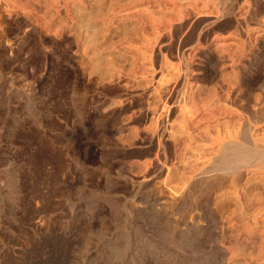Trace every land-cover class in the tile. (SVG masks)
Segmentation results:
<instances>
[{
	"label": "rangeland",
	"instance_id": "obj_1",
	"mask_svg": "<svg viewBox=\"0 0 264 264\" xmlns=\"http://www.w3.org/2000/svg\"><path fill=\"white\" fill-rule=\"evenodd\" d=\"M263 102L264 0H0V264H264Z\"/></svg>",
	"mask_w": 264,
	"mask_h": 264
},
{
	"label": "bare ground",
	"instance_id": "obj_2",
	"mask_svg": "<svg viewBox=\"0 0 264 264\" xmlns=\"http://www.w3.org/2000/svg\"><path fill=\"white\" fill-rule=\"evenodd\" d=\"M75 2H76V1H75ZM50 4H51V3H50ZM66 4H67V3H66ZM99 4H100V3H99ZM41 6H42V5H41ZM128 6H129V5H128ZM66 7H67V6H66ZM83 8H84V7H83ZM98 8H99V7H98ZM91 9H92V8H91ZM101 10H102V9H100V11H101ZM112 10H113V9H112ZM185 10H186V9H185ZM188 10H189V9H188ZM62 11H63V10H62ZM70 11H71V10H70ZM74 11H75V10H74ZM57 12H58V11H57ZM75 12H76V11H75ZM81 12H82V10H81ZM94 12H95V11H94ZM112 12H113V11H112ZM185 12H186V11H185ZM232 12H233V11H232ZM83 13H84V12H83ZM106 13H108V12H106ZM220 13H221V12H220ZM100 14H101V13H100ZM74 15H75V14H74ZM88 15H89V14H88ZM228 15H229V13H228ZM90 16H91V15H90ZM93 16H94V15H93ZM195 16H196V15H195ZM61 17H62V16H61ZM70 17H71V14H70ZM64 18H65V17H64ZM77 18H78V17H77ZM85 18H86V17H85ZM176 18H177V17H176ZM82 19H83V18H82ZM78 20H79V19H78ZM80 20H81V19H80ZM90 20H91V19H90ZM185 20H187V19H185ZM228 20H229V19H228ZM61 21H63V20H61ZM81 21H82V20H81ZM84 21H85V19H84ZM203 21H205V20L202 19V22H203ZM226 21H227V19H226ZM50 22H51V21H50ZM184 23H185V22H184ZM226 23H227V22H226ZM226 23L224 22V24H226ZM230 23H231V22H230ZM90 24H91V23H90ZM181 24H182V23H181ZM189 24H191V23H189ZM189 24H188V25H189ZM198 24H199V23H198ZM219 24H220V23H219ZM182 25H183V24H182ZM182 25H180V26H182ZM185 25H186V24H184V26H185ZM193 26H195V25H193ZM199 26H201V25H199ZM220 26H221V25H220ZM83 27H84V26H83ZM173 27H174V26H173ZM195 27H196V26H195ZM216 27H217V26H216ZM192 28H194V27H192ZM192 28H189V27H188V29H190V30H191ZM219 28H220V27H219ZM82 29H83V28H82ZM82 29H81V30H82ZM175 29H176V28H175ZM196 29H197V28H196ZM184 30H185V29H184ZM186 30H187V28H186ZM190 30H189V31H190ZM212 30H214V29H212ZM191 31H193V30H191ZM207 31H208V30H207ZM207 31H205V32H207ZM194 32H195V31H194ZM208 32H209V31H208ZM71 33H72V32H71ZM77 33H78V32H77ZM182 33H183V32H182ZM188 33H189V32H188ZM191 33H192V32H191ZM195 33H196V32H195ZM197 33H198V32H197ZM210 33H211V31H210ZM212 33H213V32H212ZM203 34H204V33H203ZM71 35H72V34H71ZM180 35H181V34H180ZM183 35H185V34H183ZM190 35H192V34H190ZM190 35L188 36V39H189ZM194 35H195V34H194ZM204 35H205V34H204ZM206 35H207V34H206ZM196 36H197V34H196ZM175 37H176V36H175ZM185 37H186V35H185ZM185 37H183V38H185ZM207 37H208V36H207ZM207 37H206V39H207ZM191 38H192V37H191ZM201 38H203V37H201ZM204 38H205V37H204ZM175 39H176V38H175ZM179 39H182V38H179ZM193 39H195V37L192 38V40H193ZM189 40H191V39H189ZM207 40H208V39H207ZM184 41L186 42V40H184ZM187 41H188V40H187ZM205 41H206V40H205ZM34 42H35V41H34ZM192 42H193V41H192ZM194 42H195V41H194ZM206 42H207V41H206ZM186 43L189 44V42H186ZM190 43H191V42H190ZM183 44H185V43H183ZM183 44H182V45H183ZM90 46H91V45H90ZM64 47H65V46H64ZM181 48H182V46H181ZM183 48H184V45H183ZM178 49H179V48H178ZM187 50H188V49H187ZM179 52H180V51H179ZM199 53H200V52H199ZM199 53H197V54H199ZM152 54H153V53H152ZM170 54H171V53H170ZM180 55H181V53H180ZM179 57H180V56H179ZM181 58H182V57H181ZM206 58H207V57H206ZM64 59H65V58H64ZM189 59H190V58H189ZM191 59H192V58H191ZM204 59H205V58H204ZM66 61H67V60H66ZM180 62L182 63V61H180ZM180 62H178V63L180 64ZM195 62H197V61L194 60V63H195ZM191 65H192V64H191ZM193 65H194V64H193ZM177 66H179V65H177ZM181 67H182V66H181ZM190 68H191V67H190ZM177 69H178V68H177ZM179 69H180V68H179ZM181 70H182V72L184 71L183 69H181ZM179 72H180V70H179ZM191 72H192V71H191ZM173 73H174V72H173ZM173 73H172V74H173ZM177 73H178V72H177ZM184 73H185V72H184ZM192 74H193V73H192ZM192 74H191V75H192ZM195 74H196V73H195ZM180 75H181V74H180ZM153 76H154V75H153ZM178 76H179V75H177V77H178ZM170 77H171V76H170ZM174 77H175V76H174ZM182 77H183V76H182ZM194 77H200V76H194ZM202 77H203V76H202ZM191 78H192V77H191ZM154 79H155V78H154ZM174 79H175V78H174ZM176 79H177V78H176ZM178 79H180V78L178 77ZM165 80H167V79H165ZM172 80H173V79H172ZM182 80H184V79H182ZM168 81H169V80H168ZM187 81H188V80H187ZM162 82H163V81H162ZM170 82H171V81H170ZM173 82H174V80H173ZM171 83H172V82H171ZM161 84H162V83H161ZM176 84H177V83H176ZM176 84H175V85H176ZM181 84H183V83L181 82ZM169 86H171V85H168V89H169ZM234 86H235V85H234ZM176 87H177V86H176ZM236 87H237V86H236ZM166 88H167V87H166ZM188 88H189V87H188ZM239 89H241V88H239ZM159 91H160V90H159ZM230 91H231V90H230ZM233 91H234V90H233ZM235 91H236V90H235ZM248 91H249V90H248ZM162 92H163V91H162ZM238 92H239V91H238V89H237V93H238ZM158 93H159V92H158ZM246 93H247V92H246ZM246 93H245V94L242 93V94L246 95ZM250 93H251V92H250ZM171 94H172V93H171ZM184 94H185V93H184ZM225 94H226V93H225ZM229 94H230V93H229ZM229 94L227 95L228 97H230ZM232 94H233V93H232ZM234 94L236 95V92H235ZM240 94H241V93H240ZM240 94H239V95H240ZM155 95H156V94H155ZM159 95H160V94H159ZM186 95H187V94H186ZM157 96H158V95H157ZM169 96H170V95H169ZM172 96H173V95H172ZM174 96H175V95H174ZM237 96H238V95H237ZM242 96H243V95H242ZM242 96H239V99H240V97L242 98ZM246 96H247V95H246ZM249 96H251V95H249ZM178 97H179V96H178ZM186 97H187V96H186ZM231 97H232V96H231ZM231 97H230V98H231ZM252 97H253V96H252ZM259 97H261V96H259ZM167 98H169V97H167ZM171 98H172V97H171ZM173 98H174V97H173ZM183 98L186 99L185 97H183ZM243 98H244V96H243ZM245 98H246V97H245ZM261 98H263V95H262ZM144 99H145V98H144ZM164 99H165V98H164ZM174 99H176V98H174ZM174 99H173V100H174ZM227 99H228V98H227ZM125 100H126V99H125ZM125 100H123V101H125ZM156 100H157V99H156ZM160 100H163V99L161 98ZM173 100H172V101H173ZM182 100H183V99H182ZM187 100H188V99H187ZM237 100H238V99H237ZM257 100H258V99H256V101H257ZM131 101H132V100H131ZM179 101H180V100H179ZM189 101H190V100H189ZM228 101H229V99H228ZM242 101H244V99H243ZM246 101H247V100H246ZM163 102H164V101H163ZM186 102H187V101H186ZM233 102H234V96H233ZM250 102H251V101H250ZM254 102H255V101H254ZM124 103H125V102H124ZM166 103H167V102H166ZM178 103H179V102H178ZM178 103H177V104H178ZM228 103H229V102H228ZM235 103H236V101H235ZM238 103H239V104L241 103V99H240V102H239V100H238ZM238 103H236V104H238ZM245 103H246V102H245ZM248 103H249V102H247V104H248ZM263 103H264V102H263ZM167 104H168V103H167ZM181 104H182V103H181ZM184 104H186V103H184ZM239 104H238V105H239ZM247 104L245 105V109H246L247 107H248V109H249V106H250V105L247 106ZM149 105H150V104H149ZM168 105H170V104H168ZM171 105H172V104H171ZM178 105H179V104H178ZM178 105H177V107H178ZM188 105H189V104H188ZM190 105H191V104H190ZM240 105H241V104H240ZM240 105H239V106H240ZM243 105H244V104H243ZM251 105H252L251 108H253V104H251ZM257 105H258V104H257ZM158 106H159V105H158ZM260 106H262V104H261ZM126 107H127V106H126ZM175 107H176V106H175ZM179 107H180V106H179ZM179 107H178V109H179ZM143 108H144V107H143ZM183 108H184V107H183ZM183 108H182V109H183ZM186 108H187V107H186ZM188 108H189V106H188ZM224 108H225V107H224ZM243 108H244V107H243ZM243 108H242V109H243ZM257 108H258V107H257ZM257 108H256V109H257ZM261 108H262V107H261ZM263 108H264V106H263ZM167 109H170V107L167 108ZM173 109H174V107H173ZM173 109H172V111H173ZM175 109H176V108H175ZM175 109H174V112H175ZM178 109H177L176 111H178ZM180 109H181V107H180ZM120 110H121V109H120ZM250 110H252V109H250ZM250 110H248V111L250 112ZM261 110H262V109H261ZM261 110H260V111H261ZM157 111H158V110H157ZM181 111H182V110H181ZM186 111H187V110H186ZM190 111H191V110H190ZM248 111H247V112H248ZM169 112H170V111H169ZM251 112H252V111H251ZM262 112H263V110H262ZM155 113H156V112H155ZM172 113H173V112H172ZM186 113H187V112H186ZM190 113H191V112H190ZM213 113H214V112H213ZM252 113L254 114V111H253ZM170 114H171V113H170ZM250 114H251V113H250ZM253 114H251V115H253ZM115 115H116V114H115ZM158 115H159V114H158ZM167 115H169V114L167 113ZM182 115H183V114H182ZM192 115H195V114H192ZM242 115H243V114H242ZM242 115H241V116H242ZM244 115H245V114H244ZM254 115H256V114H254ZM257 115H258V114H257ZM160 116H162V115H160ZM195 116H196V115H195ZM241 116H240V117H241ZM259 116H260V115H259ZM256 117H258V116H256ZM161 118H162V117H161ZM165 118H167V117H165ZM183 118H184V117H183ZM214 118H215V117H214ZM234 118H235V117H234ZM234 118H233V119H234ZM245 118L247 119V117H245ZM253 118H254V117H252V119H253ZM261 118H262V117H260V119H258V120L261 121ZM263 118H264V116H263ZM263 118H262V120H263ZM167 119H168V118H167ZM167 119H166V120H167ZM169 119H170V118H169ZM191 119H192V118H191ZM249 119H250V118H249ZM254 119H255V118H254ZM166 120H165V122H166ZM247 120H248V119H247ZM175 121H176V120H175ZM183 121H185V119H184ZM187 121H188V120H187ZM241 121H242V120H241ZM243 121H244V120H243ZM236 122H237V121H236ZM238 122H239V121H238ZM254 122H255V121H254ZM258 122H259V121H258ZM156 123H157V122H156ZM182 123H183V122H182ZM186 123H187V122H186ZM192 123H193V121H192ZM196 123H197V122H196ZM196 123H195V124H196ZM242 123H243V122H242ZM244 123H245V122H244ZM162 124H163V123H162ZM195 124H194V125H195ZM234 124H235V123H234ZM234 124H233V125H234ZM247 124L249 125L248 121H247V123H246V126H244V130L242 129V132H243V133H241L242 135L240 134V137H238V138H239V142L231 141L229 145L226 144L227 147L229 146L228 148H227L226 145H225V147H226L227 149H226V148L224 149V146H223V149H224V150H227V151H226V153H224L222 156H219L220 159H219V157H218L219 161L216 159V157L213 159V161L216 163L215 165L213 164L214 162L211 160V161L213 162V163H211V164L214 165V166H216L217 170H221V169H222V168H220L221 166H223V167H224L225 165H226V166H227V165L229 166V165L233 164L235 161H236V162L239 161L241 158H243V157L248 153V151H249L248 149L250 148L249 146H250L252 143H251L250 136H249V132H250L251 130L249 131V128H248ZM256 124H257V123H256ZM181 125H182V124H181ZM224 125H225V123H224ZM238 125H239V123H238ZM244 125H245V124H244ZM251 125H252V124H251ZM160 126H161V125H160ZM185 126H186V125H185ZM199 126H200V125H199ZM242 126H243V124H242ZM252 126H253V125H252ZM252 126H251V127H252ZM154 127H155V126H154ZM165 127H166V126H165ZM175 127H176V126H175ZM175 127H173V128H175ZM189 127H190V126H189ZM196 127H197V125H196ZM222 127H223V126H222ZM253 127H254V126H253ZM157 128H158V127H156V129H157ZM168 128H169V126H168ZM209 128H210V127H209ZM233 128H234V127H233ZM240 128H241V125H240ZM242 128H243V127H242ZM180 129H181V128H180ZM186 129L189 130V128H187V126H186ZM219 129H220V128H219ZM224 129H225V128H224ZM236 129H237V128H236ZM236 129H235V130H236ZM194 130H196V129H194ZM194 130H193V131H194ZM213 130H214V129H213ZM216 130H217V129H216ZM227 130H228V129H227ZM233 130H234V129H233ZM238 130H239V129H237L236 131L238 132ZM189 131H190V130H189ZM236 131H235V132H236ZM171 132H172V131H171ZM190 132H191V131H190ZM199 132H200V131H199ZM205 132H206V131H205ZM221 132H222V131H221ZM223 132H226V131H223ZM223 132H222V133H223ZM240 132H241V131H239V133H240ZM185 133H186V131L184 132V134H185ZM187 133H188V132H187ZM191 133H192V132H191ZM214 133H215V132H214ZM218 133H219V131H218ZM218 133H217V134H218ZM227 133L229 134V132H227ZM207 134H208V133H207ZM219 134H220V133H219ZM231 134H232V133H231ZM186 135H187V134H186ZM192 135H194V134H192ZM234 135H236V137H234ZM189 136H190V135H189ZM199 136H200V135H199ZM228 136H229V135H228ZM228 136H227V137H228ZM158 137L161 138V134H159ZM190 137H191V136H190ZM192 137H193V136H192ZM222 137H224V136H222ZM227 137H226V138H227ZM233 137H234V138H237V133H234V134H233ZM165 138H166V137H165ZM172 138H173V137H172ZM184 138H185V137H184ZM187 138H188V136H187ZM194 138H195V137H194ZM197 138H198V137H197ZM199 138H200V137H199ZM209 138H210V137H209ZM251 138H252V137H251ZM189 139H190V138H189ZM177 140H178V139H177ZM181 140L183 141L184 139H181ZM231 140H232V139H231ZM158 141H159V140H158ZM160 141H161V140H160ZM175 141H176V140H175ZM190 141H191V140H190ZM195 141H196V140H195ZM212 141H213V140H212ZM147 142H148V141H147ZM179 142H180V141H179ZM198 142H199V140H198ZM181 143H182V142H181ZM183 143L185 144V142H183ZM190 143H192V142H190ZM227 143H229V142H227ZM140 144H141V143H140ZM148 144H149V143H148ZM153 144H154V142H153ZM159 144H161V143H159ZM167 144H168V143L166 142V145H167ZM174 144H175V143H174ZM194 144H195V142H194ZM194 144H193V145H194ZM196 144H197V143H196ZM219 144H220V147H219V146H218V147H219V150H220L222 144H221V143H219ZM175 145H177V144H175ZM181 145H183V144H181ZM217 145H218V144H217ZM253 145H254V144H253ZM155 146H156V145H155ZM159 146H160V145H159ZM159 146H157V147L160 149ZM161 146H162V145H161ZM149 148H150V147H148V150H149ZM151 148H152V147H151ZM155 148H156V147H155ZM176 148L178 149L177 146H176ZM180 148H182V147H180ZM153 149H154V148H153ZM159 149H157V152H158ZM195 149H196V148H195ZM195 149H194V150H195ZM197 149H198V148H197ZM162 150H163V149H162ZM162 150H161V151H162ZM167 150H168V149H167ZM169 150H170V148H169ZM169 150H168V153H169ZM186 150H187V149H186ZM211 150H213V149H211ZM224 150H220V151H224ZM228 150H232V151H234V153L229 154V153H228ZM153 151H156V150H153ZM153 151L149 150L148 152L150 153V152H153ZM159 151H160V150H159ZM176 151H178V150H176ZM190 151H191V149H190ZM199 151H200V150H199ZM157 152H156V153H157ZM210 152H211V151H210ZM202 153H204V152H202ZM207 153H208V152H207ZM207 153H206V155H207ZM213 153H214V152H213ZM216 153H217V152H216ZM219 153H220V152H219ZM159 154H160V153H159ZM170 154H171V152H170ZM170 154H169V155H170ZM174 154H175V153H174ZM174 154H173V155H174ZM184 154H186V153H184ZM198 154H199V153H198ZM204 154H205V153H204ZM142 155H143V154H142ZM153 155H155V154H153ZM187 155H188V154H187ZM206 155H205V156H202V157H206ZM208 155H209V154H208ZM210 155L212 156V153H211ZM231 155H233L234 157L231 158V157H230ZM258 155H259V154H258ZM167 156H168V155H167ZM170 156H171V155H170ZM142 157H143V156H142ZM162 157H163V156H162ZM162 157L159 156V158H162ZM185 157H186V156H185ZM207 157H208V156H207ZM256 157H257V156H255V158H256ZM157 158H158V157H157ZM157 158H156V159H157ZM163 158H164V157H163ZM169 158H170V157H169ZM171 158H172V156H171ZM252 158H253V157H252ZM164 159H165V158H164ZM179 159H180V158H179ZM215 159L218 161V163L216 162ZM159 160H160V159H159ZM161 160H163V159H161ZM209 160H210V159H209ZM209 160L207 161V158H206L205 161L209 162ZM154 161H155V160H154ZM154 161H153V162H154ZM170 161H171V160H170ZM156 162H157V161H156ZM159 162H160V161H159ZM167 162H168V161H167ZM167 162H166V163H167ZM189 162H190V161H189ZM207 162H206V163H207ZM147 163H148V162H147ZM150 163H151V162H150ZM162 163H163V161H162ZM204 163H205V162H204ZM204 163H203V164H204ZM206 163H205V164H206ZM258 163H260V162H258ZM157 164L159 165V164H161V163H157ZM157 164H156V166H157ZM163 164H164V163H163ZM235 164H236V163H235ZM244 164H245V163H244ZM164 165H165V164H164ZM238 165H239V164H238ZM257 165H258V164H257ZM154 166H155V165H154ZM160 166H161V165H160ZM165 166H166V165H165ZM199 166H201V165H199ZM210 166H211V165H209V167H210ZM228 166H227V167H228ZM177 167H178V166H177ZM229 167H231V166H229ZM232 167H233V166H232ZM235 167H236V166H235ZM181 168H182V167H181ZM184 168H185V167H184ZM214 168H215V167H214ZM192 169H193V168H192ZM225 169H226V168H225ZM230 169H231V168H230ZM239 169H240V168H239ZM151 170H152V169H151ZM180 170H181V169H180ZM217 170H216V171H217ZM223 170H224V169H223ZM223 170H222V171H223ZM226 170H227V169H226ZM204 171H205V170H204ZM209 171H210V170H209ZM234 171H236V169H235ZM156 172H157V171H156ZM203 173H204V172H203ZM226 173H228V172H226ZM207 174H209V172H208ZM211 174H212V173H211ZM220 175H221V176H220ZM220 175H219V176H220V180L218 181V179H217L218 176L215 175V176L213 177L214 181H218V183H219V182L221 183V177L223 176V178H225L226 176H224V174H220ZM187 176H188V175H187ZM207 176H208V175H207ZM209 176H210V174H209ZM237 176H239V175H237ZM200 177H202V176H200ZM239 177H241V176H239ZM183 178H184V177H183ZM203 178H204V177H203ZM203 178H202V179H203ZM205 178L208 179V182L210 181V183H213V182H211L212 179L209 180L210 177H209V178L205 177ZM186 179H187V178H186ZM216 179H217V180H216ZM200 180H201V179H199V181H200ZM234 180H235V179H234ZM184 181H185V180H184ZM227 181H228V180H227ZM194 182L197 183V181H194ZM200 182H201V181H200ZM203 182L205 183V180H203ZM208 182H207V184L210 185V183H208ZM234 182H235V181H234ZM184 183H185V182H184ZM215 183H216V182H215ZM224 183H227V182L225 181ZM231 183L233 184V182H231ZM194 184H195V183H194ZM199 184L201 185L202 182L199 183ZM207 184H206V185H207ZM234 184H235V183H234ZM195 185H196V184H195ZM209 185H207L208 188H210ZM216 185H218V184L216 183ZM179 186H180V185H179ZM197 186L200 188V186H199L198 184H197ZM203 186H204V185H203ZM203 186H202V187H203ZM211 186L214 187L213 184H211ZM218 186H219V185H218ZM218 186H217V187H218ZM194 187H195V186H194ZM202 187H201V188H202ZM207 187H205V188H207ZM215 187H216V186H215ZM215 187H214V188H215ZM222 187H223V185H222ZM224 187H225V186H224ZM179 188H180V187H179ZM192 189H194V188H191V190H192ZM195 189H196V188H195ZM195 189H194V190H195ZM211 189H213V188H211ZM220 189H221V187H220ZM223 189H225V188H223ZM202 190H203V189H202ZM207 190H208V189H207ZM217 190H218V188H217ZM200 191H201V189H200ZM204 191H205V190H204ZM204 191H203V192H204ZM188 192H189V191H188ZM195 192H197V191L195 190ZM195 192L193 191V194H194ZM203 192H202V193H203ZM208 192L211 193V191H208ZM218 192H219V190H218ZM218 192H217V193H218ZM200 193H201V192H200ZM219 193H220V192H219ZM180 194H181V193H180ZM195 195H196V194H195ZM205 195H206V194H205ZM186 196H187V195H186ZM207 196H208V193H207ZM221 196H223V195H221ZM183 197H184V196H183ZM218 197H220V194H218ZM187 198H188V197H187ZM188 199H189V198H188ZM219 199H220V198H219ZM213 218H214V217H213Z\"/></svg>",
	"mask_w": 264,
	"mask_h": 264
}]
</instances>
